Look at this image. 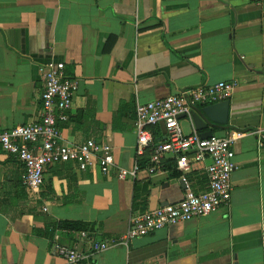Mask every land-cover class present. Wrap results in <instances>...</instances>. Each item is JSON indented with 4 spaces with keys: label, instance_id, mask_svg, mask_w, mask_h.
Masks as SVG:
<instances>
[{
    "label": "crops",
    "instance_id": "obj_1",
    "mask_svg": "<svg viewBox=\"0 0 264 264\" xmlns=\"http://www.w3.org/2000/svg\"><path fill=\"white\" fill-rule=\"evenodd\" d=\"M49 60L77 79L62 140L104 142L116 166L135 160V105L187 87L226 83L225 122L205 130L243 131L232 145L226 205L110 244L92 264H264V0H0V128L38 119L39 66ZM203 106L193 110L203 115ZM179 119L184 132L193 129ZM150 129L164 138L161 125ZM147 157H137L133 179L96 165H46L35 198L22 185V163L0 148V264H71L50 252L54 232L87 252L90 240H116L131 214L176 201L187 186L204 188L202 170L180 185L171 158L166 172L148 174ZM60 220L79 221L86 237L70 226L32 231Z\"/></svg>",
    "mask_w": 264,
    "mask_h": 264
},
{
    "label": "built area",
    "instance_id": "obj_2",
    "mask_svg": "<svg viewBox=\"0 0 264 264\" xmlns=\"http://www.w3.org/2000/svg\"><path fill=\"white\" fill-rule=\"evenodd\" d=\"M41 90L39 93L38 119L9 128H0V148L13 155L23 165L22 185L31 197H38L42 173L46 165L70 162L79 171L96 165L98 171L107 174L111 169L119 178L133 179L140 167L137 157L148 151L144 170L148 174L166 172V160L180 172L186 183L185 173L202 170L204 188L198 191L186 187L180 199L131 214L125 231L116 240H90L85 252L75 245L59 241L53 233L49 249L66 262L76 264L85 261L92 264L91 255L115 244H126L130 238L145 235L156 229L179 221L205 215L229 201L233 169V143L243 131L228 129L223 135L211 133L201 137L192 129L184 132L179 115L190 119L196 106L222 100L228 85L223 81L198 84L152 100L137 103L134 107L133 130L135 132V160L130 167L116 166L112 148L101 141L87 137L80 142H64L59 123L67 120V111L77 87V79L63 71V62L49 60L39 66ZM161 125L164 138L157 139L150 129ZM80 236L86 237L85 229Z\"/></svg>",
    "mask_w": 264,
    "mask_h": 264
},
{
    "label": "water",
    "instance_id": "obj_3",
    "mask_svg": "<svg viewBox=\"0 0 264 264\" xmlns=\"http://www.w3.org/2000/svg\"><path fill=\"white\" fill-rule=\"evenodd\" d=\"M228 101L226 99L219 100L214 103L207 104L201 108L203 115L191 110L190 119L193 129L198 131L201 137L209 136L210 130H205L207 122H215L223 124L227 116ZM183 117V115L178 116ZM183 180L179 179V184L182 185Z\"/></svg>",
    "mask_w": 264,
    "mask_h": 264
},
{
    "label": "trees",
    "instance_id": "obj_4",
    "mask_svg": "<svg viewBox=\"0 0 264 264\" xmlns=\"http://www.w3.org/2000/svg\"><path fill=\"white\" fill-rule=\"evenodd\" d=\"M108 49V45L105 46L104 50H107ZM125 105L124 102H120L119 104V109ZM80 116H84V112L83 111H78L77 115H75L74 118L71 119V121L74 123V127H78V122H79V119H80ZM152 134L155 136V131L152 129ZM156 138V136H155ZM168 167H170V165H168ZM171 168V167H170ZM172 171V174L175 175V176H178L177 174V171L171 169ZM186 176V175H185ZM64 227V226H70V227H73V228H82V224L79 222V221H74V220H60L58 222H51V221H46L44 223V226H43V230H40V229H37V228H32V231L33 233H36V234H46L48 236H51L52 234V229L54 227Z\"/></svg>",
    "mask_w": 264,
    "mask_h": 264
}]
</instances>
